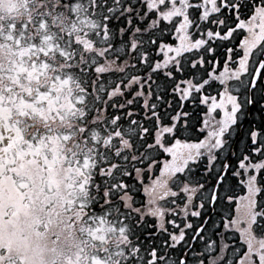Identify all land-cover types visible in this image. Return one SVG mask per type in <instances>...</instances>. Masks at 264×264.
I'll list each match as a JSON object with an SVG mask.
<instances>
[{
  "label": "snow or ice",
  "instance_id": "1",
  "mask_svg": "<svg viewBox=\"0 0 264 264\" xmlns=\"http://www.w3.org/2000/svg\"><path fill=\"white\" fill-rule=\"evenodd\" d=\"M0 264H264V0H0Z\"/></svg>",
  "mask_w": 264,
  "mask_h": 264
}]
</instances>
